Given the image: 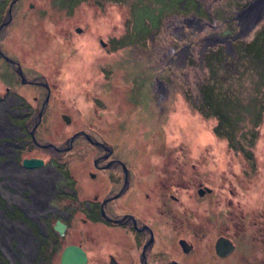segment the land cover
Wrapping results in <instances>:
<instances>
[{
  "label": "rangeland",
  "instance_id": "rangeland-1",
  "mask_svg": "<svg viewBox=\"0 0 264 264\" xmlns=\"http://www.w3.org/2000/svg\"><path fill=\"white\" fill-rule=\"evenodd\" d=\"M10 1L0 0V50L28 76L65 75L43 136L70 133L62 113L72 130L94 128L145 187L177 198L168 209L186 211L202 264H264V0H15L8 14ZM7 86L29 103L44 94L0 59L1 161ZM0 213L7 221V161ZM222 236L235 248L225 257L214 251Z\"/></svg>",
  "mask_w": 264,
  "mask_h": 264
},
{
  "label": "flooded vegetation",
  "instance_id": "flooded-vegetation-1",
  "mask_svg": "<svg viewBox=\"0 0 264 264\" xmlns=\"http://www.w3.org/2000/svg\"><path fill=\"white\" fill-rule=\"evenodd\" d=\"M0 59L19 83L44 90L42 99L33 96L34 103H29L6 88L10 127L3 143L7 159L0 163L7 161L8 264H65L69 253L84 255L78 264H202L194 238L185 235L186 211L179 218L168 209V202L177 198L145 187L138 167L117 157L113 145L94 128L72 130L73 119L62 113V123L72 131L64 130L70 132L65 137L43 136L52 92L65 82L62 69L48 80L42 74H24L9 55L7 61ZM25 159L41 163L25 167ZM201 192L210 195L212 189L200 186L197 195ZM170 219L180 224L170 226Z\"/></svg>",
  "mask_w": 264,
  "mask_h": 264
},
{
  "label": "water",
  "instance_id": "water-1",
  "mask_svg": "<svg viewBox=\"0 0 264 264\" xmlns=\"http://www.w3.org/2000/svg\"><path fill=\"white\" fill-rule=\"evenodd\" d=\"M14 2H15V0H12V1L10 2V5H9V13H8V14H10L11 7H12V5H13ZM6 17H7V16H6ZM5 23H6V21H3V22L0 24V29H1V27H2ZM0 56H1L2 58H4V59L7 61V55L4 54L1 50H0ZM17 71H18V73H19V75H20V77H21V81H22V82H27V81H25V79H24V76H23V73H22V71H21V68H17ZM36 123H37V122H36ZM40 163H41V161H39V160H29V159H25V160L23 161V165H24L25 167H34V166H36V165H38V164H40ZM209 190H210L209 188H206V191L210 192ZM202 194H203V192L200 193V195H202ZM214 248H215V253H216L218 256H220V257H224V256H226V255H229V254L234 250V244L231 242V240H230L229 238L222 236V237H219V238L217 239ZM70 255H71V253L68 254V259H69L70 261H69V262L67 261L68 263H65V264H71V262H73V264H78L76 260L79 259L80 257L82 258V260H84V255H83V254H80V257H79V258H76L74 254H72L71 256H70ZM64 259H67V258H66V253L64 254L63 260H64Z\"/></svg>",
  "mask_w": 264,
  "mask_h": 264
},
{
  "label": "bare ground",
  "instance_id": "bare-ground-1",
  "mask_svg": "<svg viewBox=\"0 0 264 264\" xmlns=\"http://www.w3.org/2000/svg\"><path fill=\"white\" fill-rule=\"evenodd\" d=\"M262 3H264V2H262ZM178 30V29H177ZM9 123L7 122V125H8ZM3 217H2V214L0 213V220H1V222H6L7 223V221H5V220H3L2 219Z\"/></svg>",
  "mask_w": 264,
  "mask_h": 264
}]
</instances>
